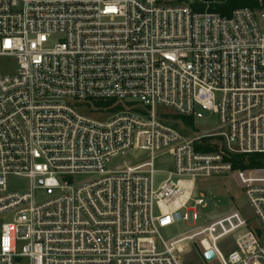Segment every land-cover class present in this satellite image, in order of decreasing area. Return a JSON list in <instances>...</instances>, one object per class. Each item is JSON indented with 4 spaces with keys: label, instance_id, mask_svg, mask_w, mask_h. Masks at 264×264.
I'll use <instances>...</instances> for the list:
<instances>
[{
    "label": "built area",
    "instance_id": "built-area-1",
    "mask_svg": "<svg viewBox=\"0 0 264 264\" xmlns=\"http://www.w3.org/2000/svg\"><path fill=\"white\" fill-rule=\"evenodd\" d=\"M196 1L0 0V59L17 64L0 62V264H183L192 240L206 261L264 264V167L199 149L210 138L264 154V7L223 15ZM100 100L123 108L92 111ZM159 106L216 114L218 131L186 134ZM217 174L236 176L255 221L235 209L165 240L197 224L196 181ZM12 175L31 190L10 192Z\"/></svg>",
    "mask_w": 264,
    "mask_h": 264
},
{
    "label": "rangeland",
    "instance_id": "rangeland-1",
    "mask_svg": "<svg viewBox=\"0 0 264 264\" xmlns=\"http://www.w3.org/2000/svg\"><path fill=\"white\" fill-rule=\"evenodd\" d=\"M264 7V6H261ZM259 7V8H261ZM10 69L14 70L17 66L14 58L0 59ZM130 103H127L128 105ZM137 104V103H136ZM138 106L142 105L139 103ZM80 104H75V107H79ZM88 111V110H86ZM172 111L168 108L158 107L157 114L159 119H172ZM202 118L192 117H179L178 121L182 122L184 126L178 128L189 134L186 127L193 129V134L203 132H217L219 126V118L216 114H210L209 112L202 110ZM110 113H94L95 117H106ZM178 122V123H179ZM173 124V122H172ZM175 124V123H174ZM192 133V132H191ZM143 153H137V156H143ZM144 157V156H143ZM133 157L127 155L122 159H117L116 162L122 164L124 162H131ZM172 156L170 154L159 155L155 160V168L158 170L156 174V181L159 183L166 178V172L172 165ZM8 190L10 192H26L30 191L32 187V180L24 176L12 175L8 177ZM38 199L42 197V191L37 192ZM195 198L204 199L206 205L197 207L198 221L195 225H190L185 221L177 222L169 227L161 230L163 238L167 241L172 240L174 237L180 236L193 229L196 225L209 222L218 216L226 214L232 210L238 209L242 211L250 221H255L253 211L249 205L248 198L245 194V190L240 186V183L234 174H217L210 177L198 178L195 185ZM11 221V216L5 215L2 222ZM185 250L181 256L183 264H221L217 259L212 261H206L201 255V248L197 241H187L183 243Z\"/></svg>",
    "mask_w": 264,
    "mask_h": 264
},
{
    "label": "trees",
    "instance_id": "trees-1",
    "mask_svg": "<svg viewBox=\"0 0 264 264\" xmlns=\"http://www.w3.org/2000/svg\"><path fill=\"white\" fill-rule=\"evenodd\" d=\"M192 6L196 10L208 9L211 11L219 12L223 15H229L231 11L237 7H250L253 9H257L261 6H264V0H201L193 2ZM88 106L92 111L96 112H114L123 108V105L121 103H117L114 100L93 101L88 103ZM179 117L181 116L172 113V119L163 120L175 127H182L184 126V124L178 121ZM186 129L188 130V132L193 131V129L189 127H186ZM204 141L206 142V144L200 145V150L223 152L226 157L233 162L236 168L264 167V154L228 155L225 151L224 146L219 142L213 143V140L210 138H206L204 139Z\"/></svg>",
    "mask_w": 264,
    "mask_h": 264
},
{
    "label": "water",
    "instance_id": "water-1",
    "mask_svg": "<svg viewBox=\"0 0 264 264\" xmlns=\"http://www.w3.org/2000/svg\"><path fill=\"white\" fill-rule=\"evenodd\" d=\"M42 182V181H41ZM205 257L208 259V260H212V259H214V257H215V253H214V251H212V250H210V251H206L205 252Z\"/></svg>",
    "mask_w": 264,
    "mask_h": 264
}]
</instances>
